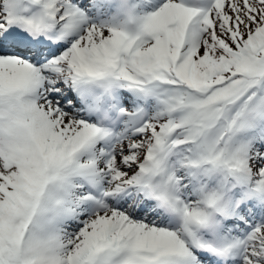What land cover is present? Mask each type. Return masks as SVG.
<instances>
[{
	"label": "snow or ice",
	"instance_id": "6c2138e0",
	"mask_svg": "<svg viewBox=\"0 0 264 264\" xmlns=\"http://www.w3.org/2000/svg\"><path fill=\"white\" fill-rule=\"evenodd\" d=\"M0 264H264V0H0Z\"/></svg>",
	"mask_w": 264,
	"mask_h": 264
}]
</instances>
